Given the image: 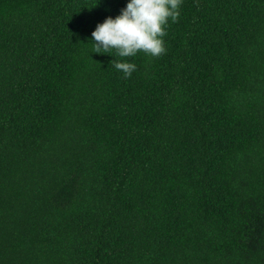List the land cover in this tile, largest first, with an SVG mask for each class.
<instances>
[{
    "label": "trees",
    "instance_id": "1",
    "mask_svg": "<svg viewBox=\"0 0 264 264\" xmlns=\"http://www.w3.org/2000/svg\"><path fill=\"white\" fill-rule=\"evenodd\" d=\"M125 2L0 0V264H264V0L93 52Z\"/></svg>",
    "mask_w": 264,
    "mask_h": 264
},
{
    "label": "clouds",
    "instance_id": "2",
    "mask_svg": "<svg viewBox=\"0 0 264 264\" xmlns=\"http://www.w3.org/2000/svg\"><path fill=\"white\" fill-rule=\"evenodd\" d=\"M182 0H126L115 16L108 15L97 22L90 34L95 53L114 50L121 57H133L138 52L156 57L166 51L164 36L169 21L180 14ZM113 67L129 77L136 65L127 59L110 61Z\"/></svg>",
    "mask_w": 264,
    "mask_h": 264
}]
</instances>
